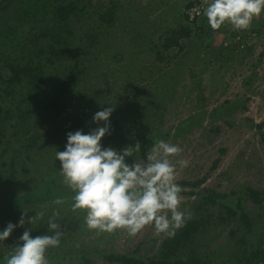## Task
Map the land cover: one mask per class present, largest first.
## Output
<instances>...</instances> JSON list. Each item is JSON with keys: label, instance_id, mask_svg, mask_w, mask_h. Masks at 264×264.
Returning <instances> with one entry per match:
<instances>
[{"label": "rangeland", "instance_id": "374dc122", "mask_svg": "<svg viewBox=\"0 0 264 264\" xmlns=\"http://www.w3.org/2000/svg\"><path fill=\"white\" fill-rule=\"evenodd\" d=\"M22 1L15 0L3 11L0 29L16 16L25 19L24 28L31 27L36 42L46 43L48 54L39 59L46 75L43 80L36 71L34 80L26 75L11 85L13 94L4 104L8 111L0 113L11 116L0 138V231L9 223L17 225L23 210L40 211L44 206L51 215L59 207L63 237L60 247L46 253L49 264H123L110 258L114 255L138 261L161 257L162 242L168 237L158 235L152 226L136 236L123 230L97 235L83 226V213L71 211L73 193L62 182L55 149L63 152L67 134L74 131L68 124L50 122L55 115L52 102L61 98L57 88L64 80L71 103L84 106L81 113L90 115L85 134L98 126L92 122L95 113L114 108L103 148L119 152L138 142L142 159L155 140L183 149L173 158L189 162L186 168L177 166L180 207L190 213L187 221H201L202 228L173 258L194 256L198 264H214L216 250L228 252L239 246L245 259L251 242L264 236V13L247 30H235L231 24L213 30L203 15L205 0H75L76 9L62 22L53 11L74 0H29L33 10L26 18L20 11ZM34 24L40 26L33 29ZM184 29L187 35L180 36ZM16 33L7 38L15 58L26 55L20 52L23 34ZM58 37L67 41L58 43ZM166 37H177L178 46L166 49ZM67 49L70 53L60 60ZM49 57L57 63L55 69ZM3 59L0 55V62ZM168 72L174 80L162 83L160 75ZM155 89L162 93L150 99ZM17 105L30 109L32 116H16ZM60 113V120L68 116ZM30 121L32 127L43 122L40 139L29 134ZM59 127H65L63 134L51 133ZM58 138L61 148L54 144ZM32 146L33 154L28 151ZM134 161L135 157L126 158L130 165ZM56 169L58 173L52 174ZM55 181L60 193L56 196L66 200L62 206L53 205L55 197L40 186ZM250 190L259 192L260 200H254ZM14 195L18 204L11 206ZM34 216L29 212L24 227H16L0 243L1 252L14 240L20 242L31 227L27 219ZM45 224L47 216L32 227ZM55 252L60 257L54 261Z\"/></svg>", "mask_w": 264, "mask_h": 264}, {"label": "clouds", "instance_id": "9594fccd", "mask_svg": "<svg viewBox=\"0 0 264 264\" xmlns=\"http://www.w3.org/2000/svg\"><path fill=\"white\" fill-rule=\"evenodd\" d=\"M203 15L211 29L231 24L235 30H247L254 18L264 13V0H205ZM113 107L104 108L93 116L98 126L85 134L82 131L67 134L63 152L56 151L60 162L59 174L63 184L73 193L71 211L83 213V226L97 235L118 230L136 236L145 227L169 238L185 226L190 213L181 210L182 188L176 183L177 166L186 168V159L180 157L183 149L164 140L153 141L146 157L141 158L140 144L126 146L117 152L103 148L102 138L110 132ZM103 126H99L100 124ZM135 157L130 165L126 158ZM53 205L62 206L65 198L57 197ZM31 227L25 230L12 253L0 264H49L46 253L58 248L63 233L57 222L59 207L48 215L44 206L40 211H24L17 225L9 223L0 231V243L9 238L16 227H24L26 216ZM47 216L48 233L31 236L32 225Z\"/></svg>", "mask_w": 264, "mask_h": 264}, {"label": "trees", "instance_id": "16d2710c", "mask_svg": "<svg viewBox=\"0 0 264 264\" xmlns=\"http://www.w3.org/2000/svg\"><path fill=\"white\" fill-rule=\"evenodd\" d=\"M78 2V0H77ZM77 2L71 1L70 3L68 2L67 4L64 5H59L56 8V12L53 11V14H58L60 21L62 22L66 16H68L72 11H74L76 9V4ZM15 3V0H0V16L4 14V10H6L9 6H12ZM31 10H33L32 7H30V2L29 0H23L21 3V8L20 11L22 12V16L23 17H27L29 15V13H31ZM4 11V12H3ZM3 12V13H2ZM23 19V18H21ZM26 23L25 19L20 20L18 16H16L15 18H13L12 20H10L8 23H6L1 29H0V49L2 50L3 53L0 52L1 56H4L3 61L0 62V92H2V95L0 96L1 98L3 97V95L5 96L4 101H1L3 103H0V113L4 112L7 113V111H4V104L7 100H5L6 98H9L12 96V91H9V88L11 87V85H15L16 82H21L24 77H26V75L28 76L29 80H34L36 78V71L38 74H43V80H44V76L46 75V70L44 71V67L45 65L41 66V62L39 61V59L42 57V55H47L48 51L46 49V43L43 42L42 44H39L38 42H36L35 38L30 34L32 31L31 27L29 30H26L27 28H24V24ZM40 25L39 24H34L33 29L34 28H38ZM44 28V26H42L40 28V30H42ZM15 31V32H14ZM25 31H27V33H24ZM14 33L17 34L16 32H22L23 36H21V38L19 39V45H21L22 50L20 52H26V55H23L22 57H13L15 54L14 52L8 48V46L10 45V43H8V34L9 33ZM188 33L187 29H184L182 31H180V36H186ZM16 36V35H15ZM17 38V36H16ZM58 43L60 42H65L67 41V39L65 37H58ZM8 45V46H7ZM166 49H169L171 47L174 46H178L177 44V37H166L165 38V44H164ZM11 47V45H10ZM48 47L51 48V52L52 50H54V46L52 45H48ZM70 51L69 49H67L64 53L63 56H61L60 60L64 58L65 54H69ZM71 56V55H70ZM18 59L17 64L14 63L15 59ZM23 60H26L27 62H24ZM38 60V61H37ZM48 62L50 64V66L52 68H56L57 63L55 62V60H53L52 58H48ZM34 65L35 68H33L32 66ZM43 67V69H42ZM171 72L168 73H162L160 75V80L163 83L166 79V82L169 80L170 82L174 80V76L171 75ZM55 79H57V82L60 80L59 77L55 76ZM42 80V81H43ZM164 83V84H165ZM67 82L62 80L59 83V88L60 89V97L59 99H53L52 102V108H53V112H55V115L53 116V119L50 122H58L59 124H68L70 126V128L76 132L79 130H76L78 128H80V131H82L83 133L87 130L88 127V122L90 121V115L86 112V113H81V108L79 107L77 108V106L75 104L71 103V98L68 95L67 97V91L69 90V88L67 89ZM155 94L150 95V99H153V97H156V95L159 96V93L162 92H158L156 89L153 90ZM0 98V99H1ZM81 106V105H80ZM60 110H63V112H67L68 116L63 118V120H60L59 118L60 116ZM85 111V110H84ZM16 112V116L22 117L24 118L26 114H29L32 116V111L29 110H25L24 108H20L17 105V108L15 109ZM79 115V116H78ZM115 115V114H113ZM111 115V117L113 116ZM60 116V117H59ZM8 118L10 119L11 116L8 117V115L5 114L4 117L1 116L0 114V138L1 136H5V133L7 132V125H9V121ZM34 126L32 127V121L29 122V126H31L30 128V133H33L34 135H37L38 139L41 138L42 134H40L39 132H41L40 130H42L43 128V122L39 121L38 124H33ZM36 125V126H35ZM102 122H101V124ZM27 127V124L24 125V129ZM57 127V126H56ZM12 129L14 128H18L17 126L13 125V127H11ZM59 127L58 129H54L51 131V133H62L65 127L61 128ZM67 128V126H66ZM116 129H118V125H116ZM29 130V129H28ZM11 132V137L12 135H14V133L12 131ZM9 132V134H10ZM59 133V134H60ZM28 134V135H29ZM50 133L46 134L47 136H49ZM52 136V135H50ZM59 135L55 136L54 138L58 137ZM53 137V136H52ZM30 139V138H29ZM59 139V138H58ZM60 141H56L54 142L55 146L60 147L61 144V139H59ZM11 141V140H10ZM59 142V144H58ZM29 152H31V154H33V151H35L34 147H31V150L28 149ZM55 151H58L57 148L55 149ZM30 154V155H31ZM52 157V156H51ZM50 157V158H51ZM57 164H59V161L56 162ZM54 173H58V170L56 169L52 174ZM32 174H30L31 176ZM57 181H55L54 183H42L40 186H44L42 188H44L45 190H47V195H49L50 197H57L56 195L60 196V193H57L58 191H56V183ZM55 185V186H54ZM16 191L17 189L13 188V191ZM41 190V188H40ZM250 195L252 198H254V200H260L258 199L261 195L259 192L256 191H252L250 190ZM67 197V196H65ZM17 197L14 195V197H12L11 200V206H14L17 203ZM207 204V201L205 200L203 205ZM33 228V227H32ZM35 228V227H34ZM33 228V234L32 236H38V235H43L45 233H48V228L45 225L42 226H38L37 228L34 229ZM202 228V222L198 221V220H191V221H186L185 226L180 228L179 230H177L176 235L172 238H166L161 245V257L158 259H150L147 261H143V260H137L133 257H121V256H115L114 257H110L112 258V260L114 261H118V262H122L123 264H198L199 258L196 259V257L194 256H190L187 257L186 259L182 260L180 258H173L175 256V253L180 250L183 246H186L188 242H190L193 237L197 234V232H200ZM26 229V227H25ZM23 234V233H22ZM22 236V235H21ZM19 238V236H18ZM20 240V238H19ZM252 246L250 247L249 252H247V256L245 259H243L244 255L240 252L243 251L241 248L238 250L237 248H239V246H236L235 249H233L232 251H226L223 249H219L216 250L214 252V254L218 253V257L216 260V263L214 264H264V236H261L258 238V240L256 241H252ZM18 245V240H14L11 244L8 245V247L5 249L6 251L8 250V252L6 251H0V261H4V258L9 256L13 249L12 247H15ZM9 254V255H8ZM222 254V255H221ZM59 258L60 255L58 256L57 253L55 252L54 255L51 257L52 260H56V258ZM243 259V260H242ZM213 260V261H214ZM53 261V262H54ZM211 264V263H210Z\"/></svg>", "mask_w": 264, "mask_h": 264}, {"label": "built area", "instance_id": "2783aa9c", "mask_svg": "<svg viewBox=\"0 0 264 264\" xmlns=\"http://www.w3.org/2000/svg\"><path fill=\"white\" fill-rule=\"evenodd\" d=\"M197 14H199V13H197Z\"/></svg>", "mask_w": 264, "mask_h": 264}]
</instances>
